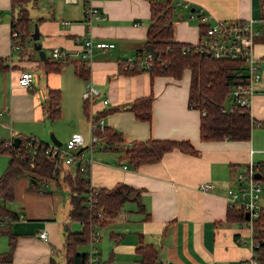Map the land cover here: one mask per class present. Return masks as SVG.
Masks as SVG:
<instances>
[{"label":"crops","instance_id":"1","mask_svg":"<svg viewBox=\"0 0 264 264\" xmlns=\"http://www.w3.org/2000/svg\"><path fill=\"white\" fill-rule=\"evenodd\" d=\"M92 1L102 16L93 18L90 24L85 21L88 0H37L30 4L33 24L39 23L43 48L46 53L47 49L51 52L47 57L57 60L52 56L55 46L69 53L67 63L58 72H47L41 59L42 70L39 69L40 73L34 78L29 66L38 64L37 60L25 61V46H13L11 0H0V56L7 57L11 65L7 70H0V142L10 144L18 134H31L52 145L47 121L52 123L56 133L53 134L66 140L75 132H84L85 119L91 123V115L107 108L128 107L135 98L153 93L150 122L138 120L132 111L120 108L103 116L104 124L122 133L124 148L134 140L163 138L190 140L198 152L175 147L165 152L159 161L134 168L123 159L122 152L96 148L90 155L91 187H112L124 182L139 189L141 197V203L128 200L114 219L98 226L97 246L102 264H138L140 243L151 244L157 249L158 264H242L253 254V229L248 222L227 218L226 193L227 188L236 184L241 170L264 162V66L250 101L252 117L259 121L251 137L203 141L199 131L201 111L189 105L190 68H185L180 78L171 75L152 78L148 71L134 74L120 71L123 59L146 49L151 0ZM173 1L177 41L199 43L202 27L208 23L202 20L201 10L213 16L209 22L216 18L252 19L256 30L254 54L264 58L263 0ZM63 20L71 23L66 25ZM77 36L116 43L112 49H95L87 64L90 68L88 80L76 74L71 61L81 59ZM26 46L34 47L33 40H28ZM23 70L33 74L29 88L19 84ZM88 82H93L100 90L90 101L89 116L84 110ZM50 87L61 89L62 112L69 124L66 132L62 124L56 123L60 119L47 118L45 105ZM105 98L109 99L108 103L104 102ZM83 136L82 148L90 146L92 131L88 138ZM84 152L89 155L88 148ZM9 159V153L0 151V174ZM70 168L75 169L76 165ZM56 174V169L51 176L27 170L16 181L15 197L7 201L6 206L24 216L8 222L12 232L18 235L12 264H67L65 232L81 229L82 223L70 218L68 181L57 180ZM35 177L44 185V190L31 188ZM203 182H211L213 187L204 190L200 187ZM262 182L259 205L264 207ZM43 230L47 231L46 238L39 235ZM8 246L9 237L0 232V254ZM79 250L87 252L89 244L79 246Z\"/></svg>","mask_w":264,"mask_h":264},{"label":"trees","instance_id":"2","mask_svg":"<svg viewBox=\"0 0 264 264\" xmlns=\"http://www.w3.org/2000/svg\"><path fill=\"white\" fill-rule=\"evenodd\" d=\"M37 0H11L13 14L11 30L19 33V45L24 47L32 39L33 17L30 4ZM151 15L148 25L145 46L152 44L157 52L154 54L150 68L135 64L132 68L124 66L126 60L120 62V71L134 74L148 71L151 77L156 75H171L180 78L185 68L191 70L189 105L201 111L200 138L203 141L234 139L244 140L251 137L252 129L259 121L252 117L250 106L236 103L231 106L232 90L239 82H247L249 73L244 67V60L231 58H216L201 52L198 43L177 41L174 35V19L176 5L173 0H151ZM264 3V0H263ZM206 32L207 24L202 27ZM147 49L137 53L146 54ZM68 60H55L49 57L43 60L48 71H60ZM77 75L89 79L90 68L86 61L75 58L71 60ZM7 57L0 56V70L10 68ZM154 94L149 93L135 98L128 107H113L100 111L98 119L109 112L126 108L132 111L141 121L152 120ZM47 118L51 121L60 119L62 114V92L60 87L48 89L45 105ZM85 113L90 115V102L85 100ZM93 132L98 141L79 151L89 149V155L100 150H115L122 152V157L132 167L137 168L142 163L159 161L165 152L177 147L183 151L198 152L190 140L149 138L134 140L124 148L125 140L122 133L104 125ZM22 139L17 147L13 143L0 142V151L9 153V163L0 174V213L10 215L13 220L19 218L18 213L6 206L7 201L15 197V184L20 175L27 170L51 176L57 171V180L66 179L71 197L70 218L79 220L82 228L65 232V254L67 264H89L88 252L80 251L79 246L92 241L91 233L95 225L101 227L114 219L128 200L141 203L140 190L124 182H118L112 187L94 188L90 184V168L84 159L78 161L75 169L65 162L66 154L61 150L49 149L50 143L34 135L18 134ZM30 142V143H29ZM91 147L94 150L91 152ZM249 166L245 168L248 170ZM254 169L261 172L264 181V162L255 164ZM35 177L31 186L33 189L44 190L42 183ZM89 196L91 200H89ZM88 199V200H87ZM89 201V202H88ZM144 207V206H143ZM247 208L229 204L227 218L235 222H246ZM0 232L9 237L8 249L0 254V264H12L13 254L18 235L12 232L10 223L0 226ZM254 252L260 264H264V207L253 219ZM137 252L141 255L138 264H158L157 249L151 244L140 243ZM105 264V262L103 263Z\"/></svg>","mask_w":264,"mask_h":264},{"label":"built area","instance_id":"3","mask_svg":"<svg viewBox=\"0 0 264 264\" xmlns=\"http://www.w3.org/2000/svg\"><path fill=\"white\" fill-rule=\"evenodd\" d=\"M66 2H76L78 0H65ZM202 20L208 22L206 32L202 35L198 47L201 52L208 53L216 58H231L244 60V67L249 73L247 82H239L232 90L231 106L236 103L250 106L251 96L256 89V84L260 80V71L264 66V58H257L254 54V41L253 35L256 30L253 27L252 19H215L209 22L213 16L209 13H205L201 10ZM99 8L93 4L92 0H88L85 4V21L89 24L95 17H101ZM63 23L68 25L71 23L69 20H63ZM12 39L14 48H19V33L16 30L12 31ZM77 43L80 46L81 59L89 63V60L93 57L96 48L103 51L112 49L116 46L114 41L109 40H95L92 36L81 38L77 36ZM52 56L58 60H68L69 53L59 47L55 46L52 50ZM154 55L148 51L146 54L135 53L128 56L124 62V66L132 68L135 64L140 67L150 68ZM33 74L30 70H23L19 78V84L22 87L29 88L32 86ZM99 88L95 86L93 82H88L84 91V98L89 102L93 100L99 93ZM109 99L105 98L104 102L108 103ZM91 143L98 141V136L94 130L104 127L103 117L97 118L91 115ZM84 136L80 132L73 133L66 141L65 149L55 144L50 145L49 149L61 150L65 156V162L71 165H77L78 161L84 159L83 164L90 163L91 158H87L83 151H79L80 147L84 144ZM10 143H14L13 140ZM30 143V142H29ZM94 150L91 147V152ZM127 167V164H125ZM255 164L249 166L248 170H241L236 178V184L227 188V199L229 204H236L238 206H244L249 212L248 223L253 229V219L258 216L259 210L262 208L259 205L260 193L262 190L263 182L262 178L256 176ZM200 187L204 190H210L213 187L211 182H203ZM91 200V197L88 198ZM87 199V200H88ZM89 202V201H88ZM19 218L24 216V213L18 214ZM13 221L10 215H2L0 213V226L8 224ZM41 238L47 237V231L43 230L39 233ZM92 241L90 242V249L88 252L89 264H102L99 247L97 242L100 239V232L98 226L95 225L94 230L91 233ZM253 254L249 258L245 259L242 264H260L259 260L255 256L254 247L255 242L252 239ZM170 264V263H165ZM224 264V263H219Z\"/></svg>","mask_w":264,"mask_h":264},{"label":"rangeland","instance_id":"4","mask_svg":"<svg viewBox=\"0 0 264 264\" xmlns=\"http://www.w3.org/2000/svg\"><path fill=\"white\" fill-rule=\"evenodd\" d=\"M47 54H48L49 57L51 56V52L49 51V49H47ZM23 58H24L25 61L26 60H30V59H36L37 60L36 62L38 64H34L33 66H29V68L32 69V72H33L34 78H35L40 73V70H42V68L40 67V65L42 64V62H41V59H40L38 50L36 48L32 47V46H30V47L29 46H25L24 49H23ZM56 123L57 124H62L63 131H65V132L68 131L69 124L67 122H65V119H64V116H63V112H62V115L60 117V120L56 121ZM40 124H44V123H40ZM51 125H52V123L49 122V121H47V126L49 127V134H48L49 140H51V134L52 133H55V130H52L54 128L51 127ZM82 131H84L82 133L85 135L86 138H88L91 135L90 122H88V120L86 121V119H85V126L82 129ZM27 135H31V134H27ZM67 139L66 140H61L60 139L63 142V144H62V148L63 149H65V147H66L65 143H66ZM75 226L76 225H74V227ZM76 227H75V229H76ZM78 227H81V226L79 225ZM80 248H82L83 250L85 249L84 247H80Z\"/></svg>","mask_w":264,"mask_h":264},{"label":"water","instance_id":"5","mask_svg":"<svg viewBox=\"0 0 264 264\" xmlns=\"http://www.w3.org/2000/svg\"><path fill=\"white\" fill-rule=\"evenodd\" d=\"M40 37H41V32H40V28H39V23L36 21L34 23V29L32 31L33 46H34V48H36L38 50L40 59L44 60L47 57V53H46V50L43 48ZM146 49L148 51L154 53V54H157V52H156V50L152 44H148L146 46ZM21 139L22 138L20 136H15L13 139V142H14L13 144L18 147L20 145ZM51 139L53 141V144H55L57 146L62 145V141L60 139H58L57 136L53 133L51 134ZM256 176L259 178L263 177L262 173L259 171L256 172ZM246 218L249 219V212H246Z\"/></svg>","mask_w":264,"mask_h":264}]
</instances>
